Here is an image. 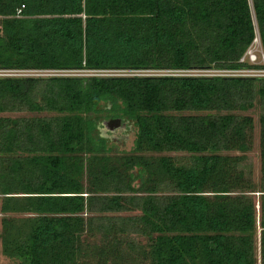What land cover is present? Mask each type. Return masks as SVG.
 <instances>
[{
	"label": "trees",
	"instance_id": "obj_1",
	"mask_svg": "<svg viewBox=\"0 0 264 264\" xmlns=\"http://www.w3.org/2000/svg\"><path fill=\"white\" fill-rule=\"evenodd\" d=\"M255 37L264 0H0V70L88 71L0 78L4 264H264V77L166 74Z\"/></svg>",
	"mask_w": 264,
	"mask_h": 264
},
{
	"label": "built area",
	"instance_id": "obj_2",
	"mask_svg": "<svg viewBox=\"0 0 264 264\" xmlns=\"http://www.w3.org/2000/svg\"><path fill=\"white\" fill-rule=\"evenodd\" d=\"M253 43H256L257 47L259 48V52H256L255 50H252L249 48L245 54L241 57L239 60L240 63H248L249 65L253 64H262L264 59L262 52L259 47V41L258 37H255L253 40ZM252 43V44H253ZM258 53V54H256ZM19 70H0V78H31V77H37V78H45V77H57V76H75L74 73L76 71H25V74H7V73H14ZM191 72H200L198 76H223V77H264V70L263 69H235V70H207V71H190V72H167V75H182V73H191ZM88 71L86 72V74ZM106 72H90L89 74L102 76L105 75ZM203 73H206L205 75ZM122 75H129L133 76L136 74L141 75H151L155 76L157 73L154 72H145V73H137V72H128V73H121ZM164 74V73H163ZM161 73H158V75H163ZM118 75V74H117ZM116 74H111V76H117ZM119 75V76H122ZM184 75V74H183ZM107 76V75H106ZM110 76V74L108 75Z\"/></svg>",
	"mask_w": 264,
	"mask_h": 264
},
{
	"label": "rangeland",
	"instance_id": "obj_3",
	"mask_svg": "<svg viewBox=\"0 0 264 264\" xmlns=\"http://www.w3.org/2000/svg\"><path fill=\"white\" fill-rule=\"evenodd\" d=\"M250 48L252 50H255L256 52H259V48L257 47L256 43H253ZM258 54V53H256ZM25 71H17L14 73H7V74H12V75H16V74H25ZM122 72H106L104 73L105 75H111V74H121ZM180 73V72H179ZM200 72H191V73H182V75H198ZM86 74V71H78L75 72L74 75L75 76H83ZM181 74V73H180ZM204 75L206 73H203ZM25 75H30V74H25ZM246 115H249L252 117L253 119V131L251 134V150L250 152H248L246 154L247 157V163H249L251 165V176L254 182H257L258 177H259V150H258V132H259V126H258V110L257 107L255 106L253 109H251L250 111L244 113ZM11 117H15V116H19L17 114H11L8 115ZM119 139H115L113 140V144L114 146H112L114 148V152H118V153H128L130 151V149L132 148V144H133V132L128 133L127 135H118L117 136ZM231 154H238V153H231ZM183 154H168V156H172V157H179L182 156ZM258 241V240H257ZM256 241V243H257ZM6 263V260L0 256V264H4Z\"/></svg>",
	"mask_w": 264,
	"mask_h": 264
},
{
	"label": "water",
	"instance_id": "obj_4",
	"mask_svg": "<svg viewBox=\"0 0 264 264\" xmlns=\"http://www.w3.org/2000/svg\"><path fill=\"white\" fill-rule=\"evenodd\" d=\"M118 124H119L118 121H109L105 123L103 126L105 130L113 131V129L118 128Z\"/></svg>",
	"mask_w": 264,
	"mask_h": 264
},
{
	"label": "crops",
	"instance_id": "obj_5",
	"mask_svg": "<svg viewBox=\"0 0 264 264\" xmlns=\"http://www.w3.org/2000/svg\"><path fill=\"white\" fill-rule=\"evenodd\" d=\"M258 254V253H257Z\"/></svg>",
	"mask_w": 264,
	"mask_h": 264
}]
</instances>
